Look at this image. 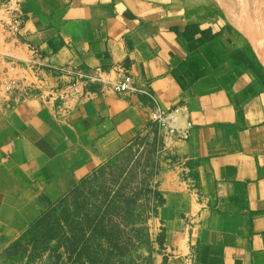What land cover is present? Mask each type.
Segmentation results:
<instances>
[{
  "label": "crops",
  "instance_id": "1",
  "mask_svg": "<svg viewBox=\"0 0 264 264\" xmlns=\"http://www.w3.org/2000/svg\"><path fill=\"white\" fill-rule=\"evenodd\" d=\"M174 2L0 0V254L146 145L159 159L157 264H264V65L231 24ZM157 109L167 129L151 123Z\"/></svg>",
  "mask_w": 264,
  "mask_h": 264
},
{
  "label": "rangeland",
  "instance_id": "2",
  "mask_svg": "<svg viewBox=\"0 0 264 264\" xmlns=\"http://www.w3.org/2000/svg\"><path fill=\"white\" fill-rule=\"evenodd\" d=\"M179 1L231 24L264 65V6L252 0L243 6L242 0ZM152 152L146 145L127 147L108 159L45 208L0 254V264H157L162 238L152 185L159 159Z\"/></svg>",
  "mask_w": 264,
  "mask_h": 264
},
{
  "label": "built area",
  "instance_id": "3",
  "mask_svg": "<svg viewBox=\"0 0 264 264\" xmlns=\"http://www.w3.org/2000/svg\"><path fill=\"white\" fill-rule=\"evenodd\" d=\"M89 78L93 80L98 79V74L97 72H94L88 76ZM131 80V76L129 74H124L122 80H120L116 85L115 88L117 90H126L129 86ZM150 121L151 123L156 127V131H160V129L168 128V121L166 117V112L160 109L155 110L154 112L151 113L150 115Z\"/></svg>",
  "mask_w": 264,
  "mask_h": 264
},
{
  "label": "trees",
  "instance_id": "4",
  "mask_svg": "<svg viewBox=\"0 0 264 264\" xmlns=\"http://www.w3.org/2000/svg\"><path fill=\"white\" fill-rule=\"evenodd\" d=\"M71 191H72V190H71ZM71 191H70V192H71ZM67 194H68V193H67ZM67 194H66V195H67ZM40 218H41V215H40V216H39V217H38V218H37V219H36V220H35V221H34L29 227H28V229L23 233L22 236H24V235L29 231V229H30L35 223H37V222L39 221ZM22 236H21V237H22ZM68 251H69V250H68ZM73 252H74V250H71V249H70V251H69L70 256L74 254Z\"/></svg>",
  "mask_w": 264,
  "mask_h": 264
},
{
  "label": "bare ground",
  "instance_id": "5",
  "mask_svg": "<svg viewBox=\"0 0 264 264\" xmlns=\"http://www.w3.org/2000/svg\"><path fill=\"white\" fill-rule=\"evenodd\" d=\"M245 0H242V6ZM249 1V0H248ZM255 4L257 3L258 5L264 6V0H252ZM242 26V25H241Z\"/></svg>",
  "mask_w": 264,
  "mask_h": 264
}]
</instances>
